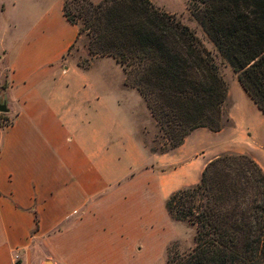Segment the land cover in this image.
<instances>
[{"label":"crops","instance_id":"0c3cea01","mask_svg":"<svg viewBox=\"0 0 264 264\" xmlns=\"http://www.w3.org/2000/svg\"><path fill=\"white\" fill-rule=\"evenodd\" d=\"M62 3L0 43L12 119L0 124V264L15 255L21 264H167L168 244L187 237L165 199L200 180L196 168L209 161L191 143L225 126L194 129L180 146L148 153L122 99L135 90L113 58H95L88 69L60 66L78 32ZM102 60L122 70L116 89L94 70ZM163 166L170 168L154 170Z\"/></svg>","mask_w":264,"mask_h":264},{"label":"trees","instance_id":"16d2710c","mask_svg":"<svg viewBox=\"0 0 264 264\" xmlns=\"http://www.w3.org/2000/svg\"><path fill=\"white\" fill-rule=\"evenodd\" d=\"M191 3L264 115V0ZM62 11L78 27L77 37L89 36V54L113 58L124 84L145 100L163 140L154 152L180 146L194 129L218 132L226 125L227 84L211 52L180 20L150 0H63ZM164 206L171 219L195 230L189 250L170 243L167 264H264V171L249 155L214 157L198 183L171 192Z\"/></svg>","mask_w":264,"mask_h":264},{"label":"rangeland","instance_id":"374dc122","mask_svg":"<svg viewBox=\"0 0 264 264\" xmlns=\"http://www.w3.org/2000/svg\"><path fill=\"white\" fill-rule=\"evenodd\" d=\"M58 1L59 0H0V43L1 40H4L6 43L11 39L20 36V34L26 30L31 21L36 20L42 15L44 9L48 5H54ZM91 1L96 3L101 0ZM150 1L160 10L165 11L180 20L195 33L204 46L211 52L218 71L228 87V95L224 110L229 119L227 120L224 129L218 135H212L209 137L205 136L204 138L198 139L195 144L192 142L191 145H196V147L202 149L199 155L206 158V162L207 160L213 159L224 153H239L247 154L254 160L258 158L261 159L264 166V115L260 111H254L252 106L255 105L240 86L236 74L221 57L214 44L208 39L203 29L194 18L193 4L191 3V0ZM14 25H16L17 28H14ZM88 45L89 36L85 32L79 34L71 49L65 54V58L61 61L60 66H62V64L76 63L79 67L88 69L95 58L106 57L90 55L88 52ZM112 63L117 70L114 69V67L110 70ZM87 64L88 66L84 67ZM94 64V70L98 72L101 70L103 73L102 77L105 83L114 87V89L121 85L122 70L120 69L119 64L118 66L113 60H111V62L108 60H102ZM5 74V65L1 64L0 102L5 101L3 99V89L7 86ZM123 76V85L135 90L133 95L125 94L122 98L124 106L130 109L131 118L135 127V136L141 146H143L148 153H158L153 151V149H157L163 141L158 125L151 116L145 100L135 88L124 84L125 74H123ZM98 79L99 78H93L91 81L95 82ZM11 123L12 119L9 116L5 115V113H0V124L2 126L10 125ZM201 156L199 160H201ZM153 165L154 164H149L146 165V167H151ZM204 165L203 163L200 164L196 168V172L200 173ZM169 168L170 166H163L154 168V170L163 172L167 171ZM186 182L196 184L199 182V178H194L192 180L189 179ZM177 230L182 234H185L187 237V239L173 240L178 243L177 249L180 252L189 250L193 245V235L195 233L194 227L190 225L188 226V224L184 222L179 223Z\"/></svg>","mask_w":264,"mask_h":264},{"label":"water","instance_id":"95a60500","mask_svg":"<svg viewBox=\"0 0 264 264\" xmlns=\"http://www.w3.org/2000/svg\"><path fill=\"white\" fill-rule=\"evenodd\" d=\"M8 111V108L6 106V102L2 101L0 102V113H6Z\"/></svg>","mask_w":264,"mask_h":264},{"label":"built area","instance_id":"2783aa9c","mask_svg":"<svg viewBox=\"0 0 264 264\" xmlns=\"http://www.w3.org/2000/svg\"><path fill=\"white\" fill-rule=\"evenodd\" d=\"M12 264H21L20 257L18 255L14 256Z\"/></svg>","mask_w":264,"mask_h":264}]
</instances>
